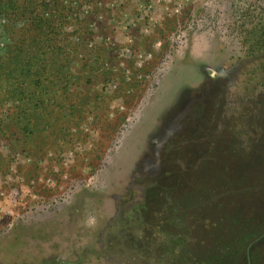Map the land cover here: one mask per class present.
<instances>
[{"label":"rangeland","instance_id":"obj_1","mask_svg":"<svg viewBox=\"0 0 264 264\" xmlns=\"http://www.w3.org/2000/svg\"><path fill=\"white\" fill-rule=\"evenodd\" d=\"M261 16L264 0H1L0 52L44 17L71 75L51 125L0 138V264H202L261 229L264 188L241 192L264 170V53L245 43Z\"/></svg>","mask_w":264,"mask_h":264},{"label":"trees","instance_id":"obj_2","mask_svg":"<svg viewBox=\"0 0 264 264\" xmlns=\"http://www.w3.org/2000/svg\"><path fill=\"white\" fill-rule=\"evenodd\" d=\"M53 1L38 0L40 6L48 7L53 4ZM25 9L27 10L26 7ZM26 10L25 12L19 10L21 18L27 15ZM59 11L60 13L57 11L59 16L56 18L61 19L63 8ZM251 22L254 25L248 31L246 30L245 43L249 44V51L252 55L264 53V16H261L260 22ZM6 30L13 36L14 44L8 46L6 54L0 52V138L2 135L17 137V139L21 136L30 138L35 135L41 125L53 123L50 108L58 103L53 96L55 95L54 87L57 84L63 85L61 80L64 75L71 74L63 73L64 65H61L60 61L56 64L51 63L53 57L56 56L51 53H55L56 50L62 51L63 48L59 46V43L66 41L69 43V39H59L61 34L58 25L51 24V21L44 17H36L32 25L27 26L25 32L32 31L29 35H16L14 38L15 28L8 26ZM54 43L57 44L54 45ZM38 45L43 47L38 48ZM78 78L80 79V76ZM68 89L66 84L57 91L65 93ZM253 177L259 179L255 182L256 184L254 186L243 184L241 192L246 190L254 194L257 188H264V182L261 181L264 178V170L259 168ZM231 179L233 178L230 177L227 181L230 182ZM237 188L230 186L228 193L237 192ZM235 197L236 195L232 198L233 201ZM260 225L261 229L255 228L249 230L250 232H243L233 242H214L217 243L216 249L213 250L215 255L213 253L211 257L205 255L202 258V264H263L264 261L260 262L258 250H260L261 243H264V219Z\"/></svg>","mask_w":264,"mask_h":264}]
</instances>
